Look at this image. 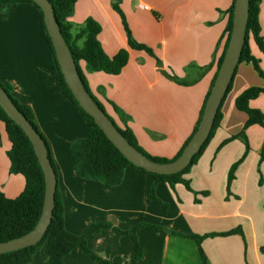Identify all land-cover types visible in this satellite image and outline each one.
I'll return each instance as SVG.
<instances>
[{"label": "crops", "instance_id": "crops-1", "mask_svg": "<svg viewBox=\"0 0 264 264\" xmlns=\"http://www.w3.org/2000/svg\"><path fill=\"white\" fill-rule=\"evenodd\" d=\"M234 2L120 0L133 38L150 47L161 65L147 53L129 48L113 0H79L76 4L68 19L74 36L92 18L102 26L99 40L108 56L122 49L129 51V62L119 75L91 72L83 61L80 69L91 94L120 128L134 132L147 154L173 159L194 133L217 75ZM140 3L149 10L139 9ZM259 22L264 39V1ZM84 41L80 38L76 43L82 47ZM250 49L264 71V52L253 37ZM0 81L10 84L13 96L32 110L50 146L70 233L81 235L92 223H108L121 230L142 223L162 226L163 231L151 227L139 230L145 251L140 264H203L197 242L172 231L203 236L240 228L243 235L203 241L208 264H264V128L253 125L246 130L249 150L242 139L223 145L241 133L248 120L247 114L237 109L236 99L251 87H264L251 63L237 67L223 103L220 126L198 163L184 176L198 194L183 184L175 189L158 184L156 195L168 205L167 210L149 200L155 178L133 166L125 170L122 184L109 189L77 174L71 145L87 136V121L56 83L41 12L32 4H16L8 12H3L0 4ZM250 106L264 113V94ZM10 146L0 124V192L13 199L24 191L25 178L10 173ZM241 159L228 196L230 169ZM133 244L131 236H120L113 229L88 237V247L112 263L120 259V264H131ZM47 260L44 247L32 264H46ZM63 264L99 263L78 247Z\"/></svg>", "mask_w": 264, "mask_h": 264}, {"label": "trees", "instance_id": "trees-1", "mask_svg": "<svg viewBox=\"0 0 264 264\" xmlns=\"http://www.w3.org/2000/svg\"><path fill=\"white\" fill-rule=\"evenodd\" d=\"M55 9V14L57 21L59 23L62 35L65 42L67 43L70 51L73 55L74 61L77 64L82 82L93 97L94 101L106 112L103 105L91 94L88 89L85 77L80 69V62H85L87 68L91 72H103L108 75H119L123 69L127 66L130 58L129 51L127 49L120 50L115 56L110 57L105 52L100 40L99 35L102 31V26L96 20L89 18L87 19L84 27L81 29L80 33L77 36L72 34V25L69 22V18L75 10L76 4L79 0H49ZM236 1V0H235ZM264 0H250L249 4V18L246 29V40L243 48L242 56L240 58L239 64L243 62L251 63L264 80V71L260 66V62L251 54L250 49V38L253 37L259 49L264 52V39L261 34V26L259 22V11L260 4ZM19 3H29L36 6L42 16L43 25L47 32V38L49 45L51 46L53 53V68L55 71V80L63 94L69 99L83 114L88 125V134L85 138L75 140L71 145V155L73 163L76 169L77 174L80 178L85 180L96 181L105 188H113L122 184L124 180L125 170L128 166H133L137 170L146 172L152 175L155 178V182L152 185L149 200L155 201L163 206L165 210L168 209V205L161 201L156 195V188L160 183H166L170 186L171 189H175L177 184H183L187 190L198 194L193 191L190 181L184 178L187 175L192 167L196 165L203 155L206 147L213 138L217 128L220 126L222 120V107L223 103L229 92L232 89L235 74L233 80L229 86V89L225 95L222 105L218 111L215 125L213 131L204 144L202 149L194 156L191 164L181 173L174 175H159L155 173H150L144 169L133 165L122 153L121 151L113 144V142L107 137L103 130L95 123L94 119L88 115L80 106L79 102L73 95L70 90L64 75L60 69L58 60L56 58L55 49L51 37L48 33L47 27L44 21V13L42 9L31 0H0V4L3 6V12H8L11 6ZM113 10L118 13L122 20L123 28L127 36L129 48L136 51H142L154 57L157 60V64L161 65L160 60L156 57L154 51L145 44L137 42L129 28L126 16L120 7V0H113ZM234 10L235 2L233 3L229 13V22L226 28L227 38L225 43V48L222 56L218 62V71L216 78L212 84L211 90L205 100L203 110L201 112V118L197 124L194 133L184 144L178 155L173 159H165L160 157H153L142 150L139 146L137 138L134 132L126 127L125 129L120 128L116 122L109 116L110 120L114 125L119 129V131L124 135L126 140L133 145L137 150L142 152L145 156L157 163H168L177 160L190 143L194 137L196 131L198 130L208 98L213 89L219 71L221 69L222 63L224 61L225 54L230 44V37L233 28V19H234ZM85 38L84 44L82 47L77 45V39ZM239 66V65H238ZM0 86L7 92L14 104L19 108V110L27 117L35 130L41 135L45 146L47 148L48 157L51 161L52 166L54 167L56 174L57 169L52 157L50 146L41 133L32 110L20 103L12 94V86L8 83H3L0 81ZM264 94V87H251L244 91L236 99V107L239 111L244 112L248 116V120L244 126V129L238 135L232 136L226 140L223 145L229 143L235 139H242L246 144L247 150L250 149L248 144L246 130L253 125H260L264 128V113L258 109H253L250 106L252 100L257 99L260 95ZM0 124H3L8 136V140L11 144L10 149L7 151V156L10 161V173L13 175H21L25 178V189L17 198H8L3 193L0 192V242H7L13 239L23 237L32 231L38 226L43 212L44 199H45V174L43 168L39 162L34 146L29 139L26 132L15 122L13 121L6 111L0 105ZM243 159L234 164L229 172L228 176V196L230 195V188L233 180L236 177V171L238 166L242 163ZM58 179V177H57ZM202 195H207V193H201ZM198 201V200H197ZM144 227H151L156 230H165L162 226L151 225V224H138L131 229L121 230L117 227H114L108 223H92L90 224L85 232L81 235H76L70 233L65 226V213L64 206L61 194L57 186L56 192V205L53 213V218L47 233L44 237L36 244L28 246L26 248L20 249L18 251L7 252L0 254V264H32L36 255H38L42 248L45 247L48 260L46 264H63L64 258L69 255L73 250L78 247H81L91 258H93L99 264H120L121 260L116 259L113 263L107 261L95 254L88 247V237L91 235L99 234L104 230L113 229L120 236L129 235L133 239V251L131 255V264H140L144 256V248L139 242L138 232ZM174 235H179L185 238L193 239L197 242L202 258L203 264H208V260L203 251L202 244L203 241L207 238L212 237H226L235 234L243 235L242 229H234L226 233H210L203 236L190 234H180L172 231ZM264 252V248L262 249Z\"/></svg>", "mask_w": 264, "mask_h": 264}, {"label": "water", "instance_id": "water-1", "mask_svg": "<svg viewBox=\"0 0 264 264\" xmlns=\"http://www.w3.org/2000/svg\"><path fill=\"white\" fill-rule=\"evenodd\" d=\"M38 4L44 13V21L55 49L56 58L64 78L79 102L82 109L90 115L121 153L135 166L147 172L159 175H174L184 171L193 161L194 156L209 139L215 120L225 95L239 65L246 40V29L249 18L250 0H236L233 28L230 44L224 57L221 69L210 93L207 105L198 130L187 145L182 155L175 161L157 163L145 156L131 145L119 129L110 120L106 112L94 101L85 88L77 64L64 40L55 9L49 0H31ZM0 105L8 116L15 121L28 135L36 151L45 174V199L41 220L31 233L7 242H0V254L18 251L38 243L47 233L56 205L58 186L57 174L48 157L47 148L41 135L35 130L27 117L11 100L0 86Z\"/></svg>", "mask_w": 264, "mask_h": 264}, {"label": "built area", "instance_id": "built-area-1", "mask_svg": "<svg viewBox=\"0 0 264 264\" xmlns=\"http://www.w3.org/2000/svg\"><path fill=\"white\" fill-rule=\"evenodd\" d=\"M138 8L141 10H149V7L145 3H140Z\"/></svg>", "mask_w": 264, "mask_h": 264}, {"label": "rangeland", "instance_id": "rangeland-1", "mask_svg": "<svg viewBox=\"0 0 264 264\" xmlns=\"http://www.w3.org/2000/svg\"><path fill=\"white\" fill-rule=\"evenodd\" d=\"M237 172V171H236Z\"/></svg>", "mask_w": 264, "mask_h": 264}]
</instances>
